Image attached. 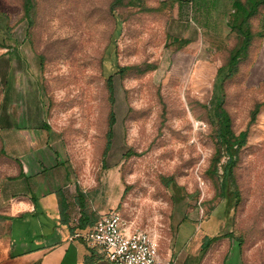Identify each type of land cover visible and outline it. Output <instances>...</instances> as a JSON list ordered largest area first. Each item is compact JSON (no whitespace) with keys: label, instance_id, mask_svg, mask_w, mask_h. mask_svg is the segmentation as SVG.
Here are the masks:
<instances>
[{"label":"rangeland","instance_id":"rangeland-1","mask_svg":"<svg viewBox=\"0 0 264 264\" xmlns=\"http://www.w3.org/2000/svg\"><path fill=\"white\" fill-rule=\"evenodd\" d=\"M128 1L32 0L28 21L25 0H0V110L6 74L18 71L19 91L38 96L87 205L117 212L165 253L181 222L198 220L193 228L224 229L213 242L229 232L243 264H264V105L251 122L264 82L250 80L247 57L227 76L233 34L184 46L186 28L169 18L167 4ZM109 76L116 122L103 157ZM226 124L235 135L248 132L234 167L240 200L231 209L218 189L227 156L215 164ZM14 171L0 136V185Z\"/></svg>","mask_w":264,"mask_h":264},{"label":"crops","instance_id":"crops-1","mask_svg":"<svg viewBox=\"0 0 264 264\" xmlns=\"http://www.w3.org/2000/svg\"><path fill=\"white\" fill-rule=\"evenodd\" d=\"M156 2L167 4L169 18L186 28L179 32L184 46L209 39L223 42L233 34L231 53L240 51V61L248 58L252 82H264V0ZM246 39L249 43L243 50ZM17 72L6 74L8 89L0 110V136L15 163L14 173L0 185V264H97L106 260L97 247L71 238L76 229L91 224L79 227L82 210L66 149L38 96L33 98L25 87L19 91ZM84 204L92 222L107 213L87 205V197ZM196 222L182 221L176 246L167 253L159 248L160 256L171 264H243L234 240L226 235L203 248L205 236H221L224 229L202 231L193 228Z\"/></svg>","mask_w":264,"mask_h":264},{"label":"trees","instance_id":"trees-1","mask_svg":"<svg viewBox=\"0 0 264 264\" xmlns=\"http://www.w3.org/2000/svg\"><path fill=\"white\" fill-rule=\"evenodd\" d=\"M123 0H113L114 5L121 4ZM133 0H129L131 2ZM140 1V0H138ZM33 10V3L32 0H25L24 3V14L28 21L30 18V14ZM114 9L112 8L111 11ZM119 22L117 23V27L119 26ZM249 43V40H244L242 43V49L244 50ZM240 62V51H233L230 54V57L228 59V62L226 64L227 67V76L232 77L237 72V67ZM126 68H120V72H124ZM107 87H108V93H109V102H110V111H109V118H108V130L106 132V142L104 146L103 151V157L106 156V154L109 152L112 144V138L114 133V125L116 122L115 118V111H114V104H115V97H114V82L113 77L109 76L107 78ZM264 105V101L262 103H258L255 105L254 109L251 113V122L255 120V116L257 115L259 108ZM247 130H243L239 132L238 135H235L231 130L229 129V126L226 124L224 127L220 130V144L215 152L216 158H215V164L219 163L221 161L222 155L225 154L227 156V160L224 164H222V175L221 180L219 183V192L221 194V197L225 200L226 206L231 209L234 208L239 200L240 195L239 191L237 189L235 180H234V167L236 165V159H237V153L238 150L243 147L245 144L246 138H247ZM224 152V153H223ZM77 204L79 205L80 209L82 210V215L79 219V227L83 228L87 224L93 225L94 222L98 219H96L94 222L90 220L89 215L83 210L85 208V200L86 195L82 190L78 188V193L76 195ZM226 236L230 237L231 235L228 233L225 234ZM215 237H208L205 236L203 239L202 247L206 248Z\"/></svg>","mask_w":264,"mask_h":264},{"label":"built area","instance_id":"built-area-1","mask_svg":"<svg viewBox=\"0 0 264 264\" xmlns=\"http://www.w3.org/2000/svg\"><path fill=\"white\" fill-rule=\"evenodd\" d=\"M72 239L97 247L112 264H171L159 254L158 240L146 230H130L115 211L102 214L93 225L76 229Z\"/></svg>","mask_w":264,"mask_h":264},{"label":"water","instance_id":"water-1","mask_svg":"<svg viewBox=\"0 0 264 264\" xmlns=\"http://www.w3.org/2000/svg\"><path fill=\"white\" fill-rule=\"evenodd\" d=\"M97 264H112L111 262H109L108 260H102L97 262Z\"/></svg>","mask_w":264,"mask_h":264}]
</instances>
